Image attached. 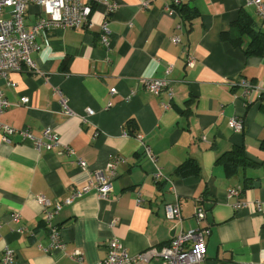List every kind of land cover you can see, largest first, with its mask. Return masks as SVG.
<instances>
[{
    "label": "crops",
    "instance_id": "obj_1",
    "mask_svg": "<svg viewBox=\"0 0 264 264\" xmlns=\"http://www.w3.org/2000/svg\"><path fill=\"white\" fill-rule=\"evenodd\" d=\"M108 1L116 4L108 15V47L97 27L56 28L36 39L41 45L31 53L36 70L0 77V91L10 103L0 122L18 130L3 140L0 128V255L7 245L15 264H97L111 237L136 254L166 244L179 230L165 218L166 204H179L187 229L197 225L194 209L202 198L210 220L206 211L201 264H264V55H246L243 46L223 38L239 11L263 33L264 19L247 0H179L196 10L191 18L177 10L169 14L165 7L173 0ZM104 9L94 5L93 18ZM40 13L39 6L28 5L24 25ZM169 65L173 97L148 92L142 79L164 76ZM243 82L252 88L245 96ZM86 108L93 114L87 116ZM235 116L244 124L240 132L227 125ZM45 128L73 153H59L60 146L37 149L19 133L40 137ZM140 135L154 163L144 154ZM233 155L243 160L227 167ZM115 157L121 160L108 196L93 190L63 205L54 221L64 249H41L49 237L37 197L65 199ZM77 158L88 167L78 166ZM156 166L173 189L153 176ZM233 189L239 195L228 196ZM237 201H257L261 209H235ZM76 249L82 253L79 262L71 256Z\"/></svg>",
    "mask_w": 264,
    "mask_h": 264
},
{
    "label": "built area",
    "instance_id": "obj_2",
    "mask_svg": "<svg viewBox=\"0 0 264 264\" xmlns=\"http://www.w3.org/2000/svg\"><path fill=\"white\" fill-rule=\"evenodd\" d=\"M179 0H173L174 4H178ZM36 4L40 8V16L29 26L24 25V17L28 5ZM101 4L105 7L100 18L94 19V5ZM247 4L253 5L257 14L264 19V4L262 0H247ZM146 1L141 2V6L145 7ZM116 4L108 0H0V77L7 78L11 72L26 68L28 71L36 70L35 63L31 58V53L40 49L41 45L37 42L38 36L46 31L56 28H77L82 27L91 29L97 27L99 30V38L101 44L108 47L109 40V14L115 9ZM165 9L169 14L175 12V9L169 5ZM173 43H178L179 37L173 35L171 37ZM186 64L193 65V59L188 58ZM171 71L169 65L164 76L159 78L142 79L143 85L148 92L159 94L166 91L169 97H173L174 91L171 79L168 77ZM243 95H247L252 91L248 82H243ZM254 90H258L255 88ZM110 94L115 92V88L109 89ZM257 92V91H256ZM59 94L62 106L65 112L69 113L66 100L63 98L61 91L56 90ZM134 93V90H131ZM21 103L28 102L27 97L21 98ZM10 105L8 100L0 91V114ZM111 105L110 103L107 106ZM86 115L93 114L91 108H86ZM85 119V117H82ZM227 125L236 132H240L244 128L241 118L232 117L227 121ZM0 128L3 132V140H8L9 136L18 132L14 127H10L0 122ZM19 133L25 139L31 140L37 149L51 150L60 146L61 152L73 153L68 145L61 144L56 132L50 128H45L40 137L32 135L27 130H20ZM127 136V132H123ZM141 140L143 152L153 163L156 158L150 146L142 142V136H138ZM63 145V146H62ZM121 159L115 157L109 162L104 170L96 169L92 173V177L82 184L79 188H74L71 194L61 201L52 202L44 195H39L37 200L43 206L42 220L48 230L49 243L45 247H41L46 252L52 250L64 249V242L61 239L60 226L55 223V214L63 207V205L71 204L76 198L93 191L100 197H107L111 190V179L116 173V166ZM78 166L86 169L87 163L82 158H77ZM153 176L163 177L170 183L173 189L171 179L163 176L161 170L156 166ZM239 189H233L228 192V196L239 195ZM199 202L195 206L194 216L197 225L184 229L182 227L181 208L177 202L166 204L164 214L167 220L173 223V227L179 230L171 237L169 242L161 246H150L136 254H130L120 239L111 237L106 242V255L99 260L97 264H201L205 257V235L208 229L201 223L205 220L206 210L204 200L199 198ZM255 206L256 210L261 209L260 202L257 201H237L233 208ZM12 220L19 221V214L13 213ZM81 251L76 249L72 253L74 260H81ZM157 259V262L154 260ZM15 252L7 245L2 248L0 255V264H15Z\"/></svg>",
    "mask_w": 264,
    "mask_h": 264
},
{
    "label": "trees",
    "instance_id": "obj_3",
    "mask_svg": "<svg viewBox=\"0 0 264 264\" xmlns=\"http://www.w3.org/2000/svg\"><path fill=\"white\" fill-rule=\"evenodd\" d=\"M171 6L183 17L191 18L196 15V10L186 3L179 1L178 4H174L172 2ZM223 38L233 45L243 46L246 55H264V33L256 29L254 20L243 11H239L237 18L231 23L229 31L223 34ZM130 125L133 126L132 123ZM261 147H264V141H261ZM233 156L235 157H229L227 160V167H230L232 161L243 160L241 157Z\"/></svg>",
    "mask_w": 264,
    "mask_h": 264
},
{
    "label": "water",
    "instance_id": "obj_4",
    "mask_svg": "<svg viewBox=\"0 0 264 264\" xmlns=\"http://www.w3.org/2000/svg\"><path fill=\"white\" fill-rule=\"evenodd\" d=\"M209 209H210V206L209 205H205V210L207 211V220L208 221L210 220L209 213H208Z\"/></svg>",
    "mask_w": 264,
    "mask_h": 264
}]
</instances>
